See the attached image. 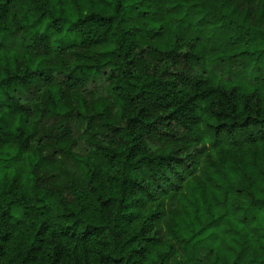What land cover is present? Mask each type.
Instances as JSON below:
<instances>
[{
  "label": "trees",
  "instance_id": "1",
  "mask_svg": "<svg viewBox=\"0 0 264 264\" xmlns=\"http://www.w3.org/2000/svg\"><path fill=\"white\" fill-rule=\"evenodd\" d=\"M0 264H264V0H0Z\"/></svg>",
  "mask_w": 264,
  "mask_h": 264
},
{
  "label": "rangeland",
  "instance_id": "2",
  "mask_svg": "<svg viewBox=\"0 0 264 264\" xmlns=\"http://www.w3.org/2000/svg\"><path fill=\"white\" fill-rule=\"evenodd\" d=\"M22 213H23V209L21 207L15 206L13 209L14 220L20 218Z\"/></svg>",
  "mask_w": 264,
  "mask_h": 264
}]
</instances>
